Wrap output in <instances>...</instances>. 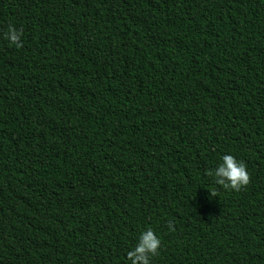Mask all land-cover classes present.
Segmentation results:
<instances>
[{"label": "trees", "instance_id": "obj_1", "mask_svg": "<svg viewBox=\"0 0 264 264\" xmlns=\"http://www.w3.org/2000/svg\"><path fill=\"white\" fill-rule=\"evenodd\" d=\"M146 227L151 264H264V0H0V264H129Z\"/></svg>", "mask_w": 264, "mask_h": 264}, {"label": "clouds", "instance_id": "obj_2", "mask_svg": "<svg viewBox=\"0 0 264 264\" xmlns=\"http://www.w3.org/2000/svg\"><path fill=\"white\" fill-rule=\"evenodd\" d=\"M21 35L20 30L10 26L6 39L19 47ZM207 175L213 178L214 183L234 190L246 185L249 179L245 163L231 153L221 154L214 170H210ZM168 228L173 229L171 222H168ZM159 246V236L151 227H146L137 236L135 245L126 253L129 264H151V257L158 252Z\"/></svg>", "mask_w": 264, "mask_h": 264}]
</instances>
